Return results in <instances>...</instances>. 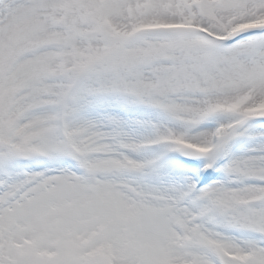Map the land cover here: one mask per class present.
I'll return each mask as SVG.
<instances>
[{
    "label": "snow or ice",
    "instance_id": "6c2138e0",
    "mask_svg": "<svg viewBox=\"0 0 264 264\" xmlns=\"http://www.w3.org/2000/svg\"><path fill=\"white\" fill-rule=\"evenodd\" d=\"M0 264H264V0H0Z\"/></svg>",
    "mask_w": 264,
    "mask_h": 264
}]
</instances>
